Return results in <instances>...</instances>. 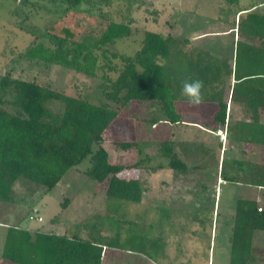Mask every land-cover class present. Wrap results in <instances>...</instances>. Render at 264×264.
Listing matches in <instances>:
<instances>
[{"label": "rangeland", "instance_id": "rangeland-1", "mask_svg": "<svg viewBox=\"0 0 264 264\" xmlns=\"http://www.w3.org/2000/svg\"><path fill=\"white\" fill-rule=\"evenodd\" d=\"M34 1L43 8L37 7L39 10L34 11L17 1L15 4L12 0H0V77L9 75L13 79L34 82L97 105L108 103L103 93L105 82L100 77L101 71L97 72L96 78H88L25 58V52L35 43L50 47L41 37L46 30L54 31L68 24L66 19H60V15L50 11L52 7L47 1ZM84 8L87 7H81ZM246 10L264 13V0H239L235 6H227L225 0H112L109 7L100 5L92 13L96 18L104 14L115 22L129 25L130 36L114 41L108 50L132 55L146 31L176 39L189 35L184 51L205 49L214 43L223 48L232 41H242L245 38L237 27L241 17L248 12ZM88 20V17L77 19L73 28L85 25L79 39L91 34L92 42L96 44L100 29ZM96 53L99 55L100 51ZM98 63H104V59L100 57ZM112 63L118 64L119 60L112 59ZM106 74L116 77L108 71ZM229 83L233 80L225 81L226 86ZM227 105L229 126L249 121L243 107L230 102ZM52 108H56V104ZM216 109V105L208 103L195 108L183 102L176 103L182 123L173 125L166 121L155 102H133L126 108L121 107L117 118L104 133L102 146L108 152L111 164L126 168L120 177L140 180L145 190L140 203L108 201L103 190L105 185L85 175L90 167V162L85 160L46 194L40 186L18 179L13 186L15 203H0V223L39 227L35 231L45 233L53 227L52 233L57 230L59 236L76 235L85 241L93 239L108 248L121 250L112 251L114 255L110 257L116 259L112 264H228V237L235 199L239 196L254 199L264 209V188L223 182L218 175V162L222 164L234 159L264 166V148L251 151L244 145L235 146L226 138L227 150L219 159V139L203 131L198 136L195 133L199 129L186 124L194 120L189 117V113H193L212 125ZM152 119H157L156 124L151 122ZM259 122L264 123V111L261 110ZM225 127L221 126V129ZM176 137L178 140L174 141ZM212 139L218 148L210 143ZM166 140L174 142L175 153L192 169L191 172L184 175L169 168L168 160L158 152L160 143ZM129 142L137 146L127 151L116 146V143ZM97 148L93 146V151ZM133 165L138 166L131 169ZM29 216L34 220H29ZM37 216L43 223L36 222ZM75 225L79 227L73 231ZM162 241L166 243L165 253L162 259H157L153 250L157 246L162 251ZM252 246V264H264V232L254 233ZM107 257L106 254V260L101 264H111Z\"/></svg>", "mask_w": 264, "mask_h": 264}, {"label": "trees", "instance_id": "trees-1", "mask_svg": "<svg viewBox=\"0 0 264 264\" xmlns=\"http://www.w3.org/2000/svg\"><path fill=\"white\" fill-rule=\"evenodd\" d=\"M12 1L16 4L17 0ZM45 1L51 5L50 11L68 21L67 27L46 30L41 37L51 48L35 43L27 49L25 58L88 78H96L101 71L108 103L97 105L34 82L9 75L0 77V203H15L13 186L18 179L40 186L46 194L85 160L90 162L85 175L105 185L108 201L140 203L145 192L142 183L137 178L120 177L126 168L110 163L102 146L104 133L121 107L133 102H155L168 123L180 124L176 102L182 101L180 91L185 80L203 81L204 102L217 107L212 120L219 126L226 125L225 141L228 138L264 148V123L259 122V110L264 111V13L246 10L237 27L245 39L232 41L223 48L214 43L205 49L184 51L189 35L176 39L146 31L139 48L126 55L108 47L130 36L129 25L104 14L96 18L92 13L100 5L109 7L112 0ZM225 1L227 6H235L239 0ZM19 3L34 11L43 8L34 0ZM82 6L87 8L81 9ZM81 17H88L91 25L100 29L96 44L91 34L79 39L85 25L80 28L82 24L76 28L73 25ZM100 57L104 59L102 64L98 63ZM112 59H118L119 63H112ZM106 71L116 77H109ZM227 80L233 83L226 86ZM230 101L243 106L249 121L228 125ZM54 104L56 108H52ZM93 146L98 148L93 151ZM116 146L127 151L137 144L116 143ZM158 152L168 160L172 171L184 175L192 171L175 153L173 141L161 142ZM218 175L223 182L264 188V166L231 159L219 165ZM257 231L264 232V209L256 200L239 196L234 202L228 237V264H252V242ZM161 244L162 251L157 246L153 250L157 259H162L165 253L166 243ZM101 257L102 248L93 239L85 241L79 236L42 231L30 233L16 225L7 228L1 253L2 260L12 264H101Z\"/></svg>", "mask_w": 264, "mask_h": 264}, {"label": "crops", "instance_id": "crops-1", "mask_svg": "<svg viewBox=\"0 0 264 264\" xmlns=\"http://www.w3.org/2000/svg\"><path fill=\"white\" fill-rule=\"evenodd\" d=\"M183 101H177L176 103H182ZM184 103V102H183ZM208 102H204L203 104H207ZM230 103H233V104H236V105H239V106H241V107H243L241 104H238V103H234V102H232V101H230ZM208 105H211L212 106V104L211 103H208ZM189 117H193V119L194 120H190L188 123H186L188 126H190V125H193V127H196V128H198L199 130H196L198 133H195V134H197L198 136H200V133H202V131L203 132H205L206 134H209L212 138H217V139H219V141H220V152H219V159H220V156L222 155V153H224L225 154V152H226V150H227V144L225 143V141H223L222 142V140L220 139V137L219 136H217L216 134H215V132H216V130H219V129H221V126H219L217 123H215L213 120H212V122H213V124L211 125V123H209V122H204V121H202L201 120V118H200V116L199 115H193V113L192 114H190L189 113ZM182 123V122H181ZM181 123L180 124H177V125H181ZM184 125V126H187V125ZM174 125V124H173ZM208 126H211V128H208ZM180 128V127H179ZM192 129H194V128H192ZM224 129V128H223ZM179 130V129H178ZM181 130V129H180ZM201 130V131H200ZM204 133V134H205ZM180 134V132L178 133V136H180L179 135ZM225 135H226V127H225ZM226 137H227V135H226ZM178 140V138L176 137L175 139H174V141H177ZM211 140V139H210ZM227 140V139H226ZM230 141L232 142V144L233 143H235V146L236 145H244L246 148H250V150L251 151H253V150H259V148H255V146H253L252 144H249V143H240V142H237V141H233V140H231L230 139ZM211 144H214V146H215V148H218V146L216 145V142H215V140L214 139H212V141L210 142ZM230 144V143H229ZM231 145V144H230ZM250 146H252V148L250 147ZM230 148H233V145H231L230 146ZM262 148H260V150H261ZM223 150H224V152H223ZM247 150V149H246ZM218 165H220V162H218ZM41 223H43V220H42V222ZM41 223H39V224H41ZM16 226H18V228L19 229H23V230H26V231H28V232H30V233H34L35 232V230H37L39 227H29V226H26V227H22V225L21 224H15ZM52 226H54V225H52ZM77 225H75V226H73L72 228H73V231H74V228L76 227ZM8 227H10V226H8L7 224H4V223H0V230H2L1 232H2V244H1V252H0V264H12V263H9V262H5V261H3L2 260V258H1V253H2V249H3V243H4V239H5V235H6V231H7V228ZM77 227H79V226H77ZM69 229H71V228H69ZM68 229V230H69ZM52 230H53V227L51 228V229H49V230H47V231H49V233L50 232H52ZM73 231H72V233H73ZM54 232H55V234L56 235H60L58 232H57V230L55 231L54 230ZM57 232V233H56ZM73 236H76V235H72L71 237H73ZM98 243V242H97ZM99 244V246H101V248H102V257H101V261H102V263L106 260L105 258H106V254L108 255V257H107V261H109L111 264L112 263H114L115 261H116V259H113L112 260V258L110 257V255H114V253L112 254V251H121V250H119V249H117V248H108L106 245H104V244H101L100 245V243H98ZM109 249V250H108ZM110 251V252H109ZM109 253V254H108ZM121 256V255H120ZM137 260V259H136Z\"/></svg>", "mask_w": 264, "mask_h": 264}, {"label": "clouds", "instance_id": "clouds-1", "mask_svg": "<svg viewBox=\"0 0 264 264\" xmlns=\"http://www.w3.org/2000/svg\"><path fill=\"white\" fill-rule=\"evenodd\" d=\"M203 87L204 83L199 79L185 80L182 82L180 98L189 106L193 108L198 107L204 103V97L202 95Z\"/></svg>", "mask_w": 264, "mask_h": 264}, {"label": "built area", "instance_id": "built-area-1", "mask_svg": "<svg viewBox=\"0 0 264 264\" xmlns=\"http://www.w3.org/2000/svg\"><path fill=\"white\" fill-rule=\"evenodd\" d=\"M17 2H19V0H17ZM224 133H225V128L224 129H219V130L216 131V135L220 136V138L223 141H225V135H224ZM28 219L29 220H34V218H32L30 216L28 217ZM35 220H36L37 223H41L42 222V218L40 216H37Z\"/></svg>", "mask_w": 264, "mask_h": 264}]
</instances>
